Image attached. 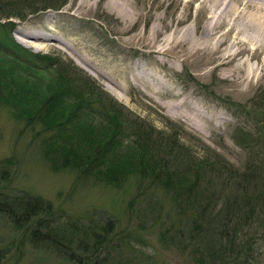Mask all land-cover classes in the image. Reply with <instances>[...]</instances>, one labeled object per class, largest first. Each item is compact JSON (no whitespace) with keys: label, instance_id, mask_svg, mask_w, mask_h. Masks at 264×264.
<instances>
[{"label":"rangeland","instance_id":"obj_1","mask_svg":"<svg viewBox=\"0 0 264 264\" xmlns=\"http://www.w3.org/2000/svg\"><path fill=\"white\" fill-rule=\"evenodd\" d=\"M197 8L198 0H65L23 19L0 18V42L6 43V33L27 52L45 55L36 60L40 66L56 58L43 77L70 71L83 97L91 88L104 92L105 104L93 101L92 107L115 109L122 122L116 140L145 144L150 165L162 159L172 167L192 156L218 171L229 164L241 171L248 159H264V53L211 62L232 48L228 40L217 52L207 45L194 50V38L181 28L207 22L204 8ZM25 32L44 37L29 39ZM2 89L0 84V264H88L94 254L96 261L188 264V247L177 244L175 229L185 235L195 216L174 208L167 189L135 171L110 185L52 165L44 142L56 132L42 129L36 117L19 118ZM176 104L185 115L170 110ZM23 197L41 203L30 209L8 204ZM93 222L107 224V235Z\"/></svg>","mask_w":264,"mask_h":264},{"label":"trees","instance_id":"obj_2","mask_svg":"<svg viewBox=\"0 0 264 264\" xmlns=\"http://www.w3.org/2000/svg\"><path fill=\"white\" fill-rule=\"evenodd\" d=\"M64 2L0 0V18L23 19L29 13L58 9ZM7 24L12 25L11 21ZM2 27L4 25L0 24ZM4 36L6 43L0 42L3 46L0 51L2 90L11 99L9 104L15 107L19 118L32 121L36 117L42 129L56 132L54 136L47 135L44 142L47 145L44 154L52 165L74 169L77 176H93L110 185H119L128 172L135 171L167 189L174 208L178 206L180 213L190 212L195 216L194 219L192 216L188 218L191 222L195 220L194 227H187L185 235L175 229L180 233L177 244L182 248L188 247V264H264V159L258 161L256 158L255 162L248 159L250 161L244 163L241 171L231 164L228 169L223 166L218 171L212 162L204 158L193 159L192 156L183 163H171L172 167L162 159L150 165L145 144L140 146L135 142L116 140L122 122L116 119L115 109L98 111L92 107L97 104L91 105L93 101L104 103L101 100L104 92L91 88L83 97L84 91L76 87L80 85L77 83L79 80L70 71H64L57 78H44L48 68L56 65L57 59L52 58L40 66L36 60H42L45 55L31 54L6 33ZM26 68L28 70L23 74L16 71ZM93 112L101 114L102 120L95 121ZM242 145L250 148L252 143ZM13 199L8 204L19 205L22 209L24 203L25 209L37 207L36 202L41 203L39 198L27 202L23 201L25 197ZM94 224L102 231L101 236L107 235L110 229L107 224ZM185 238L188 240L182 241ZM95 241L100 244L102 240L95 237ZM94 249H97L95 245ZM92 258L87 260L88 264L130 263V259L123 262L114 260L115 263L113 260L106 262L103 258L96 261L98 257L95 254Z\"/></svg>","mask_w":264,"mask_h":264},{"label":"bare ground","instance_id":"obj_3","mask_svg":"<svg viewBox=\"0 0 264 264\" xmlns=\"http://www.w3.org/2000/svg\"><path fill=\"white\" fill-rule=\"evenodd\" d=\"M202 8L207 14V22L198 23L194 29L190 26L181 28L183 34H189L194 38V50H202L207 45L212 51L217 52L218 48L229 40L232 50L227 48L225 54L214 55L210 58L213 63H230L239 54H243L242 57L246 56V60H251L264 53V0H198V11H202ZM220 28L222 29L219 31ZM24 35L29 39L44 37L41 33L25 32ZM241 62L244 63L245 60ZM171 107L170 110H174L179 116L178 105ZM182 114L185 115L181 112Z\"/></svg>","mask_w":264,"mask_h":264}]
</instances>
